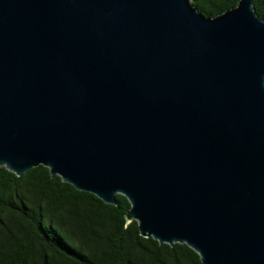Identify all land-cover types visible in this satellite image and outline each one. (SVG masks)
<instances>
[{
	"label": "water",
	"instance_id": "95a60500",
	"mask_svg": "<svg viewBox=\"0 0 264 264\" xmlns=\"http://www.w3.org/2000/svg\"><path fill=\"white\" fill-rule=\"evenodd\" d=\"M38 165L201 264H264V20L190 0H0V166Z\"/></svg>",
	"mask_w": 264,
	"mask_h": 264
},
{
	"label": "trees",
	"instance_id": "16d2710c",
	"mask_svg": "<svg viewBox=\"0 0 264 264\" xmlns=\"http://www.w3.org/2000/svg\"><path fill=\"white\" fill-rule=\"evenodd\" d=\"M214 17L238 0H190ZM264 20V0H252ZM115 205L78 191L38 165L20 176L0 166V264H201L183 243L160 244L127 223L128 200Z\"/></svg>",
	"mask_w": 264,
	"mask_h": 264
}]
</instances>
